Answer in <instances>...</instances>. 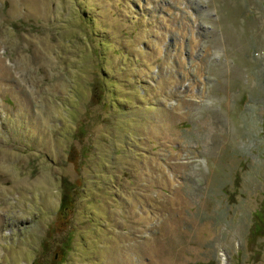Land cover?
Listing matches in <instances>:
<instances>
[{"label": "rangeland", "instance_id": "obj_1", "mask_svg": "<svg viewBox=\"0 0 264 264\" xmlns=\"http://www.w3.org/2000/svg\"><path fill=\"white\" fill-rule=\"evenodd\" d=\"M258 223L264 0H0V264H264Z\"/></svg>", "mask_w": 264, "mask_h": 264}, {"label": "trees", "instance_id": "obj_2", "mask_svg": "<svg viewBox=\"0 0 264 264\" xmlns=\"http://www.w3.org/2000/svg\"><path fill=\"white\" fill-rule=\"evenodd\" d=\"M69 203V199H68V194L67 193H65L64 195H63V197H62V202H61V207H64V208H66V207H68V204ZM65 211V210H64ZM61 212V211H60ZM62 213V212H61ZM64 214H66V213H62V218H63V215ZM66 216V215H65ZM259 224V223H258ZM261 225V228H264V226L260 223L259 224V226ZM56 253V257H57V255L59 254V252L58 251H56L55 252Z\"/></svg>", "mask_w": 264, "mask_h": 264}, {"label": "flooded vegetation", "instance_id": "obj_3", "mask_svg": "<svg viewBox=\"0 0 264 264\" xmlns=\"http://www.w3.org/2000/svg\"><path fill=\"white\" fill-rule=\"evenodd\" d=\"M58 256V255H57Z\"/></svg>", "mask_w": 264, "mask_h": 264}]
</instances>
